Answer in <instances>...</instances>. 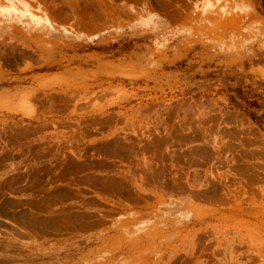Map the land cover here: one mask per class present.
I'll list each match as a JSON object with an SVG mask.
<instances>
[{
  "label": "rangeland",
  "instance_id": "374dc122",
  "mask_svg": "<svg viewBox=\"0 0 264 264\" xmlns=\"http://www.w3.org/2000/svg\"><path fill=\"white\" fill-rule=\"evenodd\" d=\"M262 0H0V264H264Z\"/></svg>",
  "mask_w": 264,
  "mask_h": 264
},
{
  "label": "trees",
  "instance_id": "16d2710c",
  "mask_svg": "<svg viewBox=\"0 0 264 264\" xmlns=\"http://www.w3.org/2000/svg\"><path fill=\"white\" fill-rule=\"evenodd\" d=\"M261 8L264 13V0L261 1ZM238 96H242L243 104L237 103L233 99V106L237 109H241L244 111L250 119L259 126L262 130H264V122L261 120V117L258 116L259 111L262 110L261 105L258 104V99L256 95H253L252 97H243V92L241 90H235L234 91Z\"/></svg>",
  "mask_w": 264,
  "mask_h": 264
}]
</instances>
